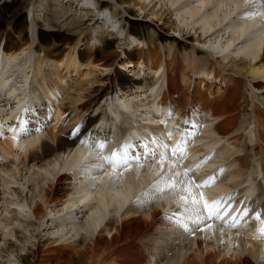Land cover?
Here are the masks:
<instances>
[{"label": "bare ground", "instance_id": "6f19581e", "mask_svg": "<svg viewBox=\"0 0 264 264\" xmlns=\"http://www.w3.org/2000/svg\"><path fill=\"white\" fill-rule=\"evenodd\" d=\"M95 3L0 9V264H22L43 239L44 250L97 264L113 251L117 264H264L250 207L238 228L212 218L197 225L192 211L193 198L212 204L232 191L254 206L264 199V0H134L146 21L178 35L124 46L137 32L124 17L130 4L113 2L87 25ZM19 17L39 32L34 48L11 21ZM133 55L140 79L117 69ZM167 103L178 114L160 108ZM126 128L152 150L138 145L126 167H114L102 157ZM183 132L187 150L172 156ZM9 242L18 248L5 259Z\"/></svg>", "mask_w": 264, "mask_h": 264}, {"label": "rangeland", "instance_id": "374dc122", "mask_svg": "<svg viewBox=\"0 0 264 264\" xmlns=\"http://www.w3.org/2000/svg\"><path fill=\"white\" fill-rule=\"evenodd\" d=\"M36 1H38V0H14L13 2H12V0H0V9L4 5H8L9 4L11 6L12 10L15 11V14L16 13L23 12L25 15L26 14L28 15L29 11L32 9L31 8L32 7V4H34ZM95 2H96L95 3V7H93L94 10H90V11H93V15H90L89 14L88 17H86L85 20H84L85 21V24H87V25L90 24L91 22H92L91 24H93L94 22H97V20L100 17V15L103 14L104 9L108 8V6L111 7V6H113L115 4L113 2H119V5H122V6L123 5H126L127 6V4H130V8H132V9H131V11H129V13H124V17L127 18V19H129V20H131L133 23H135V26L137 27V32L136 33L127 32V36L125 35V41L120 44L122 46H124L125 44H127V42L131 38H136L139 41H149L151 39V37H152V34H155V37L158 40H160L161 37H165V35H166L167 32H169L170 34H172L170 36H175L174 34L178 35V32L175 33L174 30L172 28H170L171 25H169L170 27H169V30H168V29H166L164 27L163 24L157 27L156 25L149 23L148 20L146 21V18H143L142 16H140L139 12L136 9H134V6H133L134 5L133 4L134 0H95ZM48 6L50 8H52L51 7L52 6V3H49ZM167 14L168 13L166 12L165 13V17H167ZM166 19L167 18H165V20ZM11 21L14 22L16 25L19 26V29L17 30L18 31V34H19V32H22L23 31L22 29H26V31H28V32H26V34L25 33L21 34V36H22V38H25L26 39L27 38L26 36L31 35V39H29V40L30 41L32 40L31 47L34 48L35 45L37 44V39L39 37L38 36V33H39L38 30L36 31L35 28H33V27H32L33 28L32 30H29V27H28V25L26 23V19L23 18V17H19L16 20L13 19ZM61 23H62V20H60L58 22V24H61ZM1 26H3V24ZM113 26L115 28H117V32L118 33L121 32V31H123V29H124V27L123 28L122 27L120 28L121 25H120V23L118 21H113ZM15 37H17V34H16ZM14 38H13V40H15ZM187 38H188V39H186L187 40V43H190V42L191 43H194L193 42V40H194V36L193 35L192 36L190 35ZM57 42H59V41H57ZM117 44H118V42H117V40L115 38L109 37V40L107 42V46H108V48L110 50H116L118 48L117 47ZM194 44L196 46H199L200 45V44L198 45L197 43H194ZM80 45L83 46L82 44H80ZM84 49L86 51L87 50L89 51L90 46L86 47L84 45L83 46V50ZM131 51H133V54H135V51L136 50L132 49ZM129 62H130V64H127L128 66H126V67H119L117 69L119 71L120 70L122 71V69H124L123 71L125 73L122 71L123 72V75L126 76V73L128 75L130 74L129 76L127 75V77L129 79H130V77L132 79H137V78L140 79V77L137 75L139 73L137 71H134L135 68L137 67V65H139L138 58L136 56L134 57V55H133L130 58ZM115 67H117V66H115ZM131 70H133V71H131ZM84 71H85V69L83 68V70L80 73V76L76 77V75H74L75 78L76 79H78L79 77L82 78L83 75H84ZM132 81L130 82V84L132 83ZM12 84H13V86L15 85L14 82ZM109 84L111 85V83H109ZM96 106H98V105H96ZM96 106L91 111V113L94 112ZM164 107L165 106H162V108H164ZM173 111H176V108H173ZM47 119H48L47 121H49L51 119L53 120V116L52 117H48ZM260 191L261 190L259 189V192ZM45 242L46 241L44 239L41 240L40 242L38 241V245H39V243L42 244V245L43 244H46ZM38 245H37V249H36V251L34 253L33 252H30L28 250H26L25 252L22 253V256L20 257V261H21L22 264H97L98 263L95 260H92V259L90 260L88 257L83 258V259H78L76 257L77 255L72 254L70 251L69 252L68 251H65V252H61L60 253L59 251H56L54 249H50V250L45 249L44 250L45 247H43V246L39 247ZM0 248H1V238H0ZM7 248H11L10 250H17L18 246L15 243H10L9 242V244L4 248V251L2 252V255H3V257L5 259L7 258L6 257L7 256ZM119 248H120V246H119ZM113 254H114V251H113L112 255ZM112 255L110 256L112 258L106 259L105 260V263H107V264H117V263H115V261L113 259L114 258V255L113 256ZM0 258H1V256H0ZM1 262H3L2 261V258L0 259V263Z\"/></svg>", "mask_w": 264, "mask_h": 264}, {"label": "snow or ice", "instance_id": "6c2138e0", "mask_svg": "<svg viewBox=\"0 0 264 264\" xmlns=\"http://www.w3.org/2000/svg\"><path fill=\"white\" fill-rule=\"evenodd\" d=\"M101 148L104 147V145H100ZM132 147V145L130 144H125L122 149L117 150L115 152L112 153L111 156H107V157H102V159L106 160L108 163L113 164L114 167H126L128 164V155H129V150ZM165 148H167V145L164 146ZM181 149L179 147H177L176 149H174L172 151V156H175L177 154V152H179ZM159 158L161 160H164L167 158V154L166 153H160L159 154ZM133 159H135V157H133ZM190 171V170H189ZM211 180L214 181V178H211ZM187 183V182H185ZM197 187H199V185H197ZM201 201L197 200L195 198H193L192 200V211H194L195 213H197L196 219H195V223L197 225H199L200 223H203V220L205 219H211V218H216V219H220V212H219V202H213L212 204H209L207 201L203 202V209H201L200 207ZM189 209H185V211H188ZM205 211L206 215L201 218L199 213L201 211ZM245 215L247 214V210H245ZM260 213H257L255 216V219L260 220ZM235 222V218H233V223ZM262 227L260 229L261 235L264 236V221H261Z\"/></svg>", "mask_w": 264, "mask_h": 264}]
</instances>
